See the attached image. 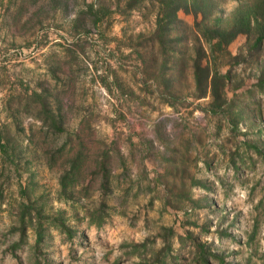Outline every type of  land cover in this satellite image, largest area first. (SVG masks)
<instances>
[{
    "label": "rangeland",
    "instance_id": "374dc122",
    "mask_svg": "<svg viewBox=\"0 0 264 264\" xmlns=\"http://www.w3.org/2000/svg\"><path fill=\"white\" fill-rule=\"evenodd\" d=\"M157 5L0 0V264H264V7L211 112L194 15L161 42Z\"/></svg>",
    "mask_w": 264,
    "mask_h": 264
},
{
    "label": "trees",
    "instance_id": "16d2710c",
    "mask_svg": "<svg viewBox=\"0 0 264 264\" xmlns=\"http://www.w3.org/2000/svg\"><path fill=\"white\" fill-rule=\"evenodd\" d=\"M214 0H156L157 2V14L155 20V35L161 39L165 32L170 31L173 25L182 23V20L178 18L177 11L183 10L186 13H191L195 17L194 28L192 33L194 34V51L195 57L193 60V79L194 88L197 91L198 97H204L209 93L212 100L209 103L210 111L215 112L216 106H221L227 102V98L224 92L226 82L229 78L230 68L226 72L221 71V65L225 64L223 59L229 58L230 61L237 59V55H232L228 50V44L240 33L249 35L252 27L258 28L259 32L262 31V25L257 16V11L264 7V0H254V2L248 7H238L233 13L229 25L227 27H220L219 21L221 17H216L214 24L209 26L205 23L208 13L214 7ZM198 14L202 17L197 19ZM197 28L201 31L198 33ZM263 33L255 38L252 46L253 49H257L261 43ZM203 38V39H202ZM205 40L206 45L203 41ZM207 46V47H205ZM212 56V61H208V54ZM217 54V55H215ZM205 62L203 63V59ZM219 62L215 63V59ZM66 178L62 177V186L65 187ZM60 228L66 232H70V229L61 224ZM37 241L40 240L41 234L38 233ZM143 244H135L134 246H140ZM201 255L200 260L204 264H211L210 257H218L217 254L212 251L204 250L200 248Z\"/></svg>",
    "mask_w": 264,
    "mask_h": 264
}]
</instances>
